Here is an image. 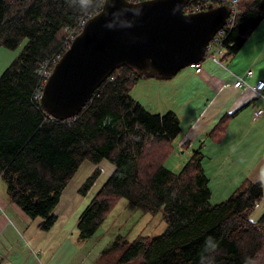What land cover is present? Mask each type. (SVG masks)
<instances>
[{
    "label": "trees",
    "instance_id": "trees-1",
    "mask_svg": "<svg viewBox=\"0 0 264 264\" xmlns=\"http://www.w3.org/2000/svg\"><path fill=\"white\" fill-rule=\"evenodd\" d=\"M101 5L102 0H0V47L15 50L24 42L0 75V180L8 199L31 220L39 218V229L49 230L81 163L106 160L113 171L82 209L77 239L92 238L121 199L145 214L161 212L165 228L133 240L116 235L101 251L100 264H264V212L257 220L250 217L263 195L260 182L244 180L211 204L199 148L178 171L164 166L180 133L179 118L171 110L150 112L130 95L139 78H163L121 66L73 118L55 119L41 108L43 65L51 68L69 36L79 32V18L93 16ZM238 9L221 40L228 55L263 20L264 0H239ZM225 119L213 129L216 138ZM96 175L82 184L81 194ZM114 255L115 263L107 260Z\"/></svg>",
    "mask_w": 264,
    "mask_h": 264
},
{
    "label": "crops",
    "instance_id": "crops-1",
    "mask_svg": "<svg viewBox=\"0 0 264 264\" xmlns=\"http://www.w3.org/2000/svg\"><path fill=\"white\" fill-rule=\"evenodd\" d=\"M202 62L198 73L189 67V71L181 72L187 69L184 68L174 75V85L164 91L166 104L155 111L161 113L162 109L172 108L179 118L188 97L193 94L208 96L206 104L197 113L188 115L185 135L176 146L181 150L180 146L187 142V150L182 149L187 157L191 150L199 148L204 173L210 175V198L214 196L215 203L224 199L229 191L233 192L244 180L260 182L263 195L250 215L251 219L257 220L264 212V114L253 119V111L262 107L264 100L256 97L253 87L258 80H264V18L233 55L221 51L214 60L213 55L207 54ZM248 70L251 71L250 76L246 75ZM237 76L242 77L249 87L245 84L235 87ZM157 80H160L161 88L168 84L162 79ZM178 92L180 95L187 93V98H176L175 93ZM224 117V128L216 138L217 132L213 136V129ZM90 167L91 164L88 169ZM215 176L222 184H212L211 179ZM65 189L54 209L57 220L44 231L38 228L39 218L31 220L10 202L5 185L0 182V264H48L50 243L65 237L77 246L85 242L77 239L75 231L84 205L78 212V199L72 201L69 195L65 198Z\"/></svg>",
    "mask_w": 264,
    "mask_h": 264
},
{
    "label": "water",
    "instance_id": "water-1",
    "mask_svg": "<svg viewBox=\"0 0 264 264\" xmlns=\"http://www.w3.org/2000/svg\"><path fill=\"white\" fill-rule=\"evenodd\" d=\"M188 0H103L43 83L39 104L55 119L76 116L121 66L168 79L201 63L226 24L227 5L185 14Z\"/></svg>",
    "mask_w": 264,
    "mask_h": 264
},
{
    "label": "rangeland",
    "instance_id": "rangeland-1",
    "mask_svg": "<svg viewBox=\"0 0 264 264\" xmlns=\"http://www.w3.org/2000/svg\"><path fill=\"white\" fill-rule=\"evenodd\" d=\"M72 35L73 34L69 36L68 40L72 37ZM23 43L24 42H22L15 50L0 47V75L4 71V69L10 64V62L14 59V57L18 54V52L22 48ZM219 58L220 57H218V59ZM189 67H187V69L182 70L181 72L189 71ZM47 71V69H43V73H46ZM139 79L140 80L138 81V83L132 87L130 95H132L133 98H135L134 100L139 102L150 112L154 111L156 113H159V111L155 110H159L158 108H161L164 104H166L164 91L170 89V87L174 85V76L173 79L172 77L168 79H162L163 83H166V81L168 83L165 88H161L159 86L160 82L158 83V81L160 80H157L158 78ZM204 95L205 94L196 96L193 94L191 95V97H188V101L184 104L185 109L183 110V114H181L182 111L179 112V119L181 120L180 133L174 140L175 151H171L163 160L164 166L170 168L175 172L179 170L181 164L187 161V156L183 154L184 152H182V149L186 151L188 148L187 146H185L186 144H183L182 146H180L181 150H179L176 145L179 143V140L182 139L185 135V123L187 125L189 124L188 115L197 113L199 109L203 107L204 104H206L208 96ZM175 97L187 98V93H185L184 95H180V93L178 92L175 93ZM167 101H170V98H167ZM179 102L182 104V99H180ZM162 110L163 111H160L161 113L169 111L167 109ZM171 111L175 112L172 108ZM184 157L185 159H183ZM90 164L91 163L89 161H83L75 172V174L73 175V177L65 186L66 189L64 188L66 191L64 193L65 198L69 195L68 198L72 197V201L78 199V212L81 211L83 205L85 206L88 203L92 195L99 189V187L106 180V178L112 173L114 168L111 163L106 160H102L97 165L91 164V167L88 169ZM94 171H97V175L93 184L88 190L89 193H86L87 195L81 194L79 190L82 184ZM218 179V176L212 177V184H220L221 182L217 181ZM0 182L2 183V185H5L2 180ZM231 193L232 191H229L225 198H227ZM224 199H221L220 201L215 203L213 196L212 198H210V203L217 204L223 201ZM66 225H68V221L65 222V226ZM164 228L165 222L163 220L161 212H158L154 215L145 214L134 208V206L129 204L127 201L121 199L114 206V208L112 209L108 217L104 220V222L99 226L96 232V236H94L93 238L87 241L85 240V242H83L82 244L79 243L78 246L66 237L63 240H57L50 243V259L48 260V264H100L99 257L101 251L116 235H120L126 238L127 240H133L139 236L145 237L160 234L162 233ZM75 231L77 232V229ZM107 260L111 261L112 263H115L116 256L114 255L108 258Z\"/></svg>",
    "mask_w": 264,
    "mask_h": 264
},
{
    "label": "built area",
    "instance_id": "built-area-1",
    "mask_svg": "<svg viewBox=\"0 0 264 264\" xmlns=\"http://www.w3.org/2000/svg\"><path fill=\"white\" fill-rule=\"evenodd\" d=\"M129 1L137 2V1H142V0H129ZM102 2H103V0H102ZM238 2H239V0H201V1L188 0V3L183 7V12L185 14H191V13H197V12H200V11H206L208 9H211L213 7H217V6H220V5H227L229 7L230 14H229L228 19L226 20V24L216 33V35L212 38V40L209 42V44L207 46V53L206 54L213 55V59L214 60H216V57L222 51V47H221L222 37L224 36L226 30L231 28V26H232V24L234 22V19H235L236 15L239 12ZM90 17H92V15L91 16L88 15V16L79 18L78 24H77V26L79 28V32L82 29V27L84 26V24L87 21V19H89ZM74 37L75 36L73 35L68 40V42L65 44L66 49L69 47V45H70V43H71V41H72V39ZM61 55H55V58L51 62L52 66H51V68H49V70H48V67L50 65L49 63L43 65V68L40 71V76L42 78V83H41L40 89L37 92V99H40L41 89H42L43 83L45 82V80L49 76L53 66L59 60ZM199 64L191 65V67L194 68L195 73H198L200 71V65ZM43 69H47L48 71L46 73H43ZM250 74H251L250 70L246 71V75L247 76H250ZM243 84L247 85L242 77L237 76V78H236V80H235L233 85L235 87H241ZM253 91H254V93H255L257 98H261V99L264 100V80H262V79L258 80L255 83L254 87H253ZM262 114H264V105L262 107H258L256 109H254V111H253V119L260 117ZM34 254L37 255L38 253H34Z\"/></svg>",
    "mask_w": 264,
    "mask_h": 264
},
{
    "label": "clouds",
    "instance_id": "clouds-1",
    "mask_svg": "<svg viewBox=\"0 0 264 264\" xmlns=\"http://www.w3.org/2000/svg\"><path fill=\"white\" fill-rule=\"evenodd\" d=\"M209 239H213V238L209 237V238L206 239V241H205V247L207 246V243H208V240Z\"/></svg>",
    "mask_w": 264,
    "mask_h": 264
}]
</instances>
